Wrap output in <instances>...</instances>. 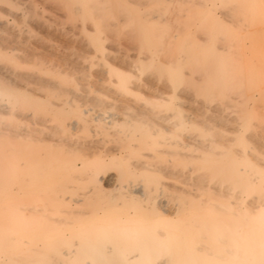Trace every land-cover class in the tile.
<instances>
[{"label":"bare ground","instance_id":"1","mask_svg":"<svg viewBox=\"0 0 264 264\" xmlns=\"http://www.w3.org/2000/svg\"><path fill=\"white\" fill-rule=\"evenodd\" d=\"M207 1L184 18L179 0H0V264H264L263 145L248 105L264 99V0H218L226 21ZM81 76L92 83L79 87ZM183 83L197 106L230 109L222 140L200 139L209 127L192 116L198 143L179 140ZM109 97L147 109L121 108L129 123L116 148L53 141L79 124L64 118L86 112L84 101L104 107ZM130 162L144 183L126 197ZM166 162L170 191L160 185ZM71 181L85 183L72 199L82 210L67 208ZM112 181L120 195L106 189ZM162 192L170 206L153 200ZM69 225L79 228L50 244ZM24 243L20 259L3 258Z\"/></svg>","mask_w":264,"mask_h":264},{"label":"rangeland","instance_id":"2","mask_svg":"<svg viewBox=\"0 0 264 264\" xmlns=\"http://www.w3.org/2000/svg\"><path fill=\"white\" fill-rule=\"evenodd\" d=\"M184 1V2H183ZM188 0H186V2H185V0H179V2L181 3V5L183 4V3H185L186 5H185V7L187 6V5H189L188 7H190V8H188V7H186V9H189L188 11L186 10V9H183L184 7H181V5L179 4V16L180 17H182L181 15H183V17L185 18V15H187L193 8H195V6H196V3H195V1L194 0H189L188 2H187ZM193 1H194V3H193ZM212 3V4H211ZM215 3H216V5H215ZM193 4H194V6H193ZM219 4V5H218ZM211 5V6H210ZM183 6V5H182ZM191 6H193V7H191ZM208 6L209 7H212V9H213V11H214V13H215V15H216V17L219 19V20H223V21H226L227 19H228V17L225 15V14H223L222 12H221V6H220V3H219V1L217 0H209V1H207L206 2V8H208ZM215 6V7H214ZM181 9H183L184 11H182ZM185 10H186V12L187 13H185ZM221 12V13H219V12ZM219 13V14H218ZM218 15V16H217ZM222 15V16H221ZM179 17V18H180ZM221 17V18H220ZM180 19H182V18H180ZM179 19V21H181ZM183 20V19H182ZM26 36V35H25ZM27 37V36H26ZM67 56H69V54L67 55ZM56 62V61H55ZM55 64V63H54ZM196 76V75H195ZM91 79H93V78H90V77H85V76H81L80 77V79L78 78V81H79V84H78V86L79 87H81L82 85L83 86H85V84L87 85V84H89L90 82L92 83V81L93 80H91ZM81 85V86H80ZM82 86V87H83ZM183 88V89H182ZM181 89V90H180ZM181 91V92H180ZM147 92V91H146ZM148 92L149 93H155L156 92V87L154 86V87H151V88H149V90H148ZM182 92H183V94H182ZM183 96H184V98H183ZM182 97V98H181ZM255 97V98H254ZM254 97H253V99H252V101H253V103L251 102V101H249V103H248V105H249V107L251 108V111L252 112H255L256 113V115H257V117H256V119L257 118H259V119H255L256 120V125L258 126L259 125V127H257L256 126V132L258 133H256V135H257V138H258V140L262 143V147L260 148V149H256L257 150V154H258V158H257V160L259 161V162H261L262 164H264L263 162H264V117H263V115H264V99L263 98H261L260 99V97H259V95L258 94H254ZM187 98V99H186ZM128 99V100H127ZM261 101H260V100ZM107 100L108 101H106L109 105L108 106H98L99 104H97L96 102H92V101H84V100H82L81 101V104H82V102L84 101V103L82 104V105H80V108L81 109H83V108H85V110H87L86 112H84L83 114L82 113H80V111L79 112H71V113H69L68 115H67V117H65L64 119H68L67 121H69V120H71V119H75L79 124H80V126L78 127V125L76 126V127H78L79 129H75L76 127H71V129H70V127L68 128H61L60 129V132H59V134H57V133H54V134H52V139H53V141H55L56 139H57V141H55V143H58L59 141H61L62 139L63 140H66V141H68V142H74V143H79V144H82V145H87V144H89V143H92V144H95L96 145V147L98 148V149H100V150H103V149H108V148H110V149H112V148H116L117 147V145L120 143V141H119V139L122 141V140H126L127 139V136L125 135V132H127V129H128V123L129 122H127V123H125L124 121H123V118H122V116L124 115L121 111V108L123 107V106H126V105H132L133 107H134V109H135V111L137 112H141V113H143V114H145L146 113V108H142V106H141V104L139 103V100L137 101V99L136 98H133V97H129V98H126L124 101L122 100H119V99H117V100H113V99H111L110 97L109 98H107ZM111 100H113V101H111ZM179 118H181V119H184V120H186V122L184 123V126H183V128L181 127V128H179L178 129V137H179V140H181V141H186V142H189V143H198V141H197V139L198 138H200L199 137V133H198V130L197 129H192V128H190V126L188 125L189 123H188V117L190 116V118H191V116L194 118H197V119H199V120H202L203 121V126H208L209 128H208V130L203 134V135H201V138L200 139H208V138H213L215 141H220V140H222V138L224 137V133L227 131V127H228V129L229 128H231V127H233V122L230 120L231 119V114H229L230 113V109H225L224 110V108H218L217 107V101L216 100H214V99H212V100H209V101H206V102H203L204 104H199V106H197L198 105V103L199 102H197V101H194V99L191 97V95H190V93H189V95H188V93H187V88L185 87V85H184V83L183 84H181V85H179ZM187 100V101H186ZM121 103H120V102ZM111 102V103H110ZM119 102V103H118ZM188 102V103H187ZM258 102V103H257ZM87 103H89L88 105H87ZM116 103V104H115ZM126 103V104H125ZM85 104V105H84ZM97 104V105H96ZM250 104H252V105H250ZM257 104H259V105H257ZM89 105H91V106H89ZM202 105V106H201ZM256 105V106H255ZM82 106V107H81ZM252 106H253V108H252ZM258 106H259V108H258ZM182 107H184V108H182ZM202 107H203V109H202ZM94 108V109H93ZM98 108V109H97ZM109 110H108V109ZM146 109V110H145ZM185 109V110H184ZM214 111V112H213ZM106 112H108V113H106ZM112 113L114 114V115H112ZM116 113V114H115ZM182 113V114H181ZM226 113H228V114H226ZM102 114H104V115H102ZM108 114H110L109 116H108ZM118 114V118L117 117H115L116 115ZM195 114H197V115H195ZM202 114V115H201ZM226 114V115H225ZM182 115H183V117H182ZM88 116V117H87ZM96 116H97V119H96ZM102 116H105V117H102ZM110 116H111V118H110ZM114 116V117H113ZM95 117V118H94ZM109 118V120H108V118ZM218 117H223V119H225V120H222V121H219V119H218ZM98 118H100V119H102V120H98ZM114 118V119H113ZM117 118V119H116ZM78 119V120H77ZM86 119H88V120H86ZM90 119V120H89ZM94 119V120H93ZM104 119V120H103ZM120 119V120H119ZM96 120V121H95ZM62 121H64L63 119H62ZM85 121V122H84ZM106 121H107V123H106ZM213 121V122H212ZM231 121V122H230ZM8 122H10L9 120H8ZM100 122V123H99ZM111 122V123H110ZM157 122H159L160 124H162V125H164V126H166V127H168L169 129H173V121H172V117H167V116H162L161 118H157ZM52 124H55L56 123V120L54 121H52L51 122ZM22 125L24 126V127H30V125H31V123L29 122V121H23V123H22ZM106 125V126H105ZM32 126V125H31ZM53 126V125H52ZM89 126V127H88ZM170 126V127H169ZM88 127V128H87ZM104 127H106V128H104ZM72 128H73V130L75 131V134H74V131L72 130ZM91 128V129H90ZM97 128V129H96ZM80 129H82L81 131H79ZM117 129H118V131H120V132H118L117 131ZM72 130V131H71ZM114 130V131H113ZM184 130V131H183ZM98 131V132H97ZM261 133H260V132ZM114 132H116V134H118V136L115 134L114 135ZM46 133H49V130L47 129V128H43L42 130H41V132H40V134L39 135H41V136H43L44 134L46 135ZM122 133V134H121ZM123 133H124V135H123ZM214 133V134H213ZM113 135V136H112ZM57 136V137H56ZM60 137V138H59ZM92 137V138H91ZM121 137V138H120ZM217 137V138H216ZM56 138V139H55ZM59 138V139H58ZM67 138V139H66ZM72 140H71V139ZM104 138V139H103ZM116 138V139H115ZM119 138V139H118ZM55 139V140H54ZM129 139V138H128ZM217 139V140H216ZM71 140V141H70ZM73 140H75V141H73ZM107 140V141H106ZM116 140V141H115ZM95 141V142H94ZM114 143H113V142ZM99 142V143H98ZM98 144V145H97ZM252 146V145H251ZM80 156L81 155V153L80 152H77L76 154H74V156ZM75 156V157H76ZM71 157V155H69V158ZM168 163V164H167ZM134 163H131L130 162V169H131V171H134L135 172V175H137V176H135V175H133V174H129L128 176H125V179L123 178V181H122V184L121 183H119V181H117L118 183H114V181H112V182H109V184H107L108 185V188H106L107 186H106V184L104 183V182H100L99 184H97V185H99V186H103L104 188H106L107 190L110 188V190H108V191H110V193H112V194H114V195H116V193L118 194V195H120L121 193L119 192V190H117L118 188H119V186H120V184L123 186H120L121 187V192H122V194H123V192L126 190L125 188H128L129 186H130V184L132 185V186H134V188H131V190H130V188H128L127 190L130 192V194H132V196H136V193H134V189H136L135 187H138V185L139 184H141V182L143 181L142 179H141V177L136 173L137 172V168L135 167V165H133ZM165 164V167L162 169V170H164L163 171V175L160 177V185L164 188V189H166V190H168V191H170L171 190V187H169V186H167V183H169V182H174V180H176L174 177H173V173H171L170 171H171V164H170V162H166V163H164ZM170 166V167H169ZM167 167L169 168V169H167ZM166 172H168V174L166 173ZM165 174V175H164ZM133 175V176H132ZM167 175V176H166ZM163 176H164V178H163ZM166 176V177H165ZM172 176V177H171ZM167 177H170V178H167ZM173 178V179H172ZM119 180H122V179H119ZM128 180L130 181L129 183H128ZM141 180V181H140ZM131 181H133V183L131 182ZM139 181V182H138ZM137 182L139 183L138 185H137ZM42 183H44L43 181H42ZM80 183L82 184V185H80ZM112 183V184H111ZM142 183H144V182H142ZM163 183H165V184H163ZM46 184V183H45ZM71 187H70V189L66 192V194H65V196L66 197H68V196H71L70 198H69V200L67 199V203H68V205H69V207H67V208H69L70 209V207H71V209H79V210H82L81 209V207H79L72 199L73 198H75L76 196H77V194L80 192V191H82V189H83V187H84V182H69L68 183ZM77 184V185H76ZM102 184V185H101ZM125 184H127V185H125ZM129 184V185H128ZM133 184H136V186L135 185H133ZM36 185L38 186L39 184H38V182L36 183ZM74 185V186H73ZM78 185H79V187H78ZM115 185V186H114ZM117 185H118V187H117ZM76 186V187H75ZM110 186V187H109ZM72 188V189H71ZM73 189H74V191L75 190H77L75 193H74V191H73ZM112 189H114L113 191H112ZM123 189H124V191H123ZM97 190H99V189H97ZM125 191V192H128V191ZM133 190V191H132ZM71 191V192H70ZM78 192V193H77ZM115 192V193H114ZM124 192V194H125V196H126V193ZM38 192L36 191V193H33V195L32 196H38V194H37ZM67 193H69V195L67 194ZM71 193V194H70ZM158 193H161V192H158ZM158 193H156L155 195H156V198L154 197L153 198V200L157 203V201H161L162 203H163V200L164 201H167V203H164L165 205L167 204L168 206H170L171 205V203L173 202L170 198H166L167 196L165 195V193L164 192H162V195H159ZM124 194H123V196H124ZM129 194V193H128ZM138 194V193H137ZM157 195H158V197H157ZM164 195V198L165 199H167V200H165L162 196ZM122 196V195H121ZM122 196V197H123ZM138 196H139V194H138ZM160 196V197H159ZM127 197V196H126ZM163 198V199H162ZM170 199V200H169ZM168 200H169V202H168ZM41 201L42 200H40L39 201V203H41ZM69 202L71 203V204H69ZM73 202V203H72ZM160 202V203H161ZM161 203V204H162ZM170 203V204H169ZM72 205H74L73 207H72ZM159 206H160V204H158ZM165 205H161L160 207L161 208H163ZM166 205V206H167ZM168 206L166 207V209L168 208ZM66 207V206H65ZM64 207V208H65ZM164 209V208H163ZM84 210H86V209H84ZM87 218H88V215L86 216V215H84L80 220H83V221H85V220H87ZM73 228H79V227H74V225H72V227L69 225V226H65V227H56V231H54V232H51L52 233V240H51V242H50V244L51 243H53V241L55 240L54 239V237H56V236H58V237H60L62 234H64V233H69L68 232V230L70 231V229L72 230ZM20 232V231H19ZM19 232H18V235H19ZM44 242V241H43ZM49 244V245H50ZM28 245L29 244H26V243H24V245H22V244H20V245H17V246H15L14 248H9L8 250H6V254H5V256H3V258H6V259H8V258H11V257H13V258H17V259H20V254H21V252L23 251V250H26L27 249V247H28Z\"/></svg>","mask_w":264,"mask_h":264}]
</instances>
